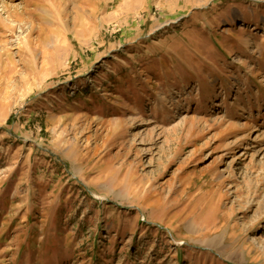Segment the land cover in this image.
I'll return each instance as SVG.
<instances>
[{
  "label": "rangeland",
  "instance_id": "374dc122",
  "mask_svg": "<svg viewBox=\"0 0 264 264\" xmlns=\"http://www.w3.org/2000/svg\"><path fill=\"white\" fill-rule=\"evenodd\" d=\"M0 264H264V0H0Z\"/></svg>",
  "mask_w": 264,
  "mask_h": 264
}]
</instances>
